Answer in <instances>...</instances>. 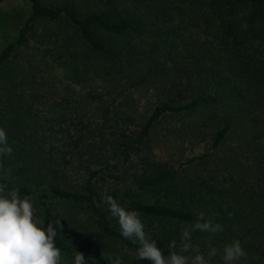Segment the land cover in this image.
I'll return each instance as SVG.
<instances>
[{
  "label": "trees",
  "instance_id": "obj_1",
  "mask_svg": "<svg viewBox=\"0 0 264 264\" xmlns=\"http://www.w3.org/2000/svg\"><path fill=\"white\" fill-rule=\"evenodd\" d=\"M27 1L31 5V13L15 40L0 52V75L8 74L13 50L27 42L38 21L62 20L64 24L67 21L75 27L65 44L70 53L62 63L73 83L88 82L93 75L113 81L118 75L127 73L133 80V88L153 74L156 78H170L167 81L169 86L164 98L153 105L147 117L141 119L139 129H130L112 137L103 135L102 131H97V135L92 132L87 135L80 128L73 147L78 157L88 158V162L84 165L85 178L76 184L66 173V153L60 152L59 155L43 150L37 130L29 127L26 121L30 116L29 108L20 102L21 97L14 98L22 95L16 92L21 86L19 78L4 79L0 85V128L6 131L12 153L3 160L6 173L0 174V183H7L9 190L15 188L21 197L32 198L37 215L45 224L58 218L52 199L71 202L70 212L75 204L85 205L98 217V231L103 237L119 240L132 251V254L122 253L121 257L111 255L107 259L111 258V264L116 259L121 264H151L150 261L136 259L134 253L138 245L123 238L120 227L110 225V212L101 203V198L112 196L117 199L118 193L96 185L97 177L111 161L105 153L129 156L132 147L144 143L153 126L167 115H200L197 120L193 119V127L199 132L206 128L211 133L213 131V147L223 143L235 122L247 125L251 121L255 131L264 125V61L244 62L249 55L264 53V0H106L105 8L85 13H80L69 1ZM184 16L189 20L187 25L192 22L205 36L219 39L222 47L219 51L225 56L230 74L214 67V59L209 54L211 51L205 46L207 37L204 40L192 39L194 45L190 46L189 57L182 60L166 49L169 35L189 46L185 37H179L177 19L180 23V17ZM186 17L182 23L187 22ZM152 33L160 43L146 51L137 39ZM151 54L155 56V61H152L155 65L148 62ZM164 55V60L159 61L158 57ZM164 62L170 65L166 66ZM206 156L203 153L192 159L202 160ZM91 164L101 165L92 167ZM145 167L147 164L132 172L133 189H128L126 209L139 213L145 231L157 241V247L163 250V254L170 241L175 240L179 247L181 229L193 223L199 212L224 225V231L219 233L222 240L232 236L240 239L241 234L251 231L264 249V191L257 197L240 195L238 198L236 185H225L215 177L207 178L172 166ZM260 173L264 176V163ZM135 192L149 195L154 200L141 203L133 199ZM98 203L100 207L96 206ZM246 218L248 220L243 225L239 223L234 231L233 225ZM71 222L76 223L73 219ZM155 222L158 223L156 227ZM213 236L195 232L192 242L200 241L207 250L205 242ZM215 244L214 247L219 248V242ZM56 246L62 250L65 264L72 263L76 252L90 258L104 254L106 248L109 251L113 249L109 244L101 243L103 248L93 252L89 246H81L65 237L63 229L56 237Z\"/></svg>",
  "mask_w": 264,
  "mask_h": 264
},
{
  "label": "rangeland",
  "instance_id": "obj_2",
  "mask_svg": "<svg viewBox=\"0 0 264 264\" xmlns=\"http://www.w3.org/2000/svg\"><path fill=\"white\" fill-rule=\"evenodd\" d=\"M43 1L46 3L73 2L80 13L98 11L108 4L106 0ZM30 13L31 5L27 0H0V52L8 43L15 40ZM183 18L180 17V23L179 18L177 19L180 29L179 37L180 35L185 37V42L189 46L180 42L179 38L169 35V39L166 40V49L182 60L189 57L190 46L194 45L191 42L192 39L204 40L207 37L205 46L211 51L209 54L214 59V67L224 69L227 71L224 73L230 74L231 70L229 71L225 56H222L219 51L222 49L219 39L212 35L205 36L192 22L187 25L189 21L187 17L185 18L187 22L182 23ZM73 30L75 27L67 21L65 24L62 20L38 21L33 26L27 42L16 46L13 50L8 62L9 75H0V85L6 78H19L21 86L20 89H16V92L22 95L14 98L21 97L20 102L26 105V109L29 108L30 116L26 121L29 127L37 130L41 148L45 151L57 152L59 155L60 152L66 153V167H68L66 173L74 183L80 184L86 176L84 165L88 162V158L87 160L79 158L73 147L80 128L87 135L91 132L97 135V131H102L103 135L112 137L120 133L124 134L130 129H139L141 119L147 117L153 105L166 95L169 86L167 81L170 78L163 76L156 78L153 74L135 88L132 87L133 80L127 73L118 75L113 81H107L108 78L102 80L93 75L88 82L73 83L68 78V74L66 75L62 64L70 53L65 48V44ZM137 43L146 51H150L152 45L159 44L160 41L152 33V35L138 38ZM150 56L148 62L155 65L156 63L152 62L155 61L154 54ZM216 56L219 58L216 59ZM164 58L165 55L158 57L159 61H163ZM250 61L254 63L264 61V53L256 52L255 56L249 55L244 59V62ZM164 64L170 65L166 62ZM199 116L167 115L153 126L144 143L132 147L129 156L105 153L110 156L111 161L103 173L97 177L96 185L117 191L116 200L121 206L127 207L129 202L127 192L128 189H133L132 172L146 164L147 167L164 165L185 168L190 173L201 174L207 178L215 177L217 181L225 182V185L234 184L238 189L237 195L235 194L238 198L240 195L259 196L264 191V176L260 173L264 163V133L261 134V131L264 132V125L255 131L251 121L249 125L235 122L223 143L213 147V131L211 133L206 128L199 132L193 127V119L197 120ZM241 117L244 120L243 116ZM87 135L86 138H88ZM203 153L207 155L205 159H192ZM100 165L91 164L92 167ZM135 193L133 199L141 203H150L154 200L149 195ZM50 201L55 215L63 224L65 237L73 239L81 246H89L93 252L103 248L101 243L113 247L111 251L108 248L103 250L104 254L85 257L88 264H111V258L107 260L111 255L121 257L122 253L132 254V251L122 245L119 240L107 239L99 233L98 217L85 205L75 204L70 212L71 202L57 199ZM108 216L112 220L110 225L119 227L117 220L110 213ZM72 219L76 223L71 222ZM245 220L248 219L239 220L234 225L236 227L239 223L243 225ZM157 225L158 223L155 222L154 226ZM253 235L249 231L247 234H241L240 239L232 236L225 241L220 234L211 237L208 242L213 247L216 245L215 242H219L220 245L217 248L218 254L212 258L211 264H224L223 246L233 240H239L247 253L246 259L241 258L233 264H264V249ZM193 244L201 246L200 241ZM205 248L201 246L202 252L207 255ZM167 254L168 249L164 252L165 256ZM73 261L74 257L71 264Z\"/></svg>",
  "mask_w": 264,
  "mask_h": 264
},
{
  "label": "clouds",
  "instance_id": "obj_3",
  "mask_svg": "<svg viewBox=\"0 0 264 264\" xmlns=\"http://www.w3.org/2000/svg\"><path fill=\"white\" fill-rule=\"evenodd\" d=\"M11 153L6 131L0 128V174L6 173L3 160ZM101 203L117 220L120 235L138 245L134 253L138 260L150 261L151 264H211L212 258L218 254L219 250L210 242L206 241L207 255L202 252L200 244L192 243L195 232L216 235L224 231V225L206 218L204 212L197 213L196 220L181 229L178 250L175 240L169 242L165 256L163 250L157 247V241L145 231L137 211L126 209L112 196L102 197ZM96 206L100 207V204ZM62 228L59 218L45 224L37 215L32 198L21 197L15 188L9 190L7 183H0V264H65L62 250L56 246V237ZM233 230H236L235 225ZM241 258L246 259L247 253L239 240L223 246L224 264H233ZM73 264L88 262L83 253L76 252ZM112 264H121V261L116 259Z\"/></svg>",
  "mask_w": 264,
  "mask_h": 264
}]
</instances>
